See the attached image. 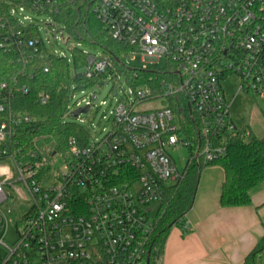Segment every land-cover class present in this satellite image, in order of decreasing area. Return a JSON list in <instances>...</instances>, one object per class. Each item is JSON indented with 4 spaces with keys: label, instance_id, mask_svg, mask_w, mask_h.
Listing matches in <instances>:
<instances>
[{
    "label": "built area",
    "instance_id": "obj_1",
    "mask_svg": "<svg viewBox=\"0 0 264 264\" xmlns=\"http://www.w3.org/2000/svg\"><path fill=\"white\" fill-rule=\"evenodd\" d=\"M69 1L77 2L0 0V50L24 64L44 47L26 11L52 18L45 24L51 34L70 41L65 25L55 19ZM93 12L113 40L129 47L123 68H134L126 77L132 96L116 101L102 138L88 134L83 142L71 136L64 152L48 160L31 153V161L24 162L12 146L29 117L12 110L8 90L0 103V169H7L0 173V212L13 197L26 209L15 241L0 239V264H147L155 215L166 192L186 173V166L183 172L176 169L168 149L188 147L186 165L223 155L219 136L238 130L229 115L234 96L228 98L221 84L227 75H238L237 92L264 100V0H94ZM136 52L164 58L165 66L144 78L139 73L149 70L146 66L128 64ZM86 55L81 74L100 77L101 84H95L100 86L108 72H115L113 60ZM17 90L27 93L28 86ZM94 97L81 101L89 109ZM46 98L43 92L38 96L41 104ZM155 99H171L173 105L135 111L139 103ZM74 107L68 104L65 116L83 106L76 101ZM187 121L198 130L195 140L182 135ZM58 156L63 167L53 171ZM182 228L187 231L188 222Z\"/></svg>",
    "mask_w": 264,
    "mask_h": 264
},
{
    "label": "trees",
    "instance_id": "obj_2",
    "mask_svg": "<svg viewBox=\"0 0 264 264\" xmlns=\"http://www.w3.org/2000/svg\"><path fill=\"white\" fill-rule=\"evenodd\" d=\"M93 4L94 0L69 1L55 19L65 25L70 39L97 49L100 54L113 60L115 71L128 76L134 70L123 68L129 47L110 37L106 28L96 19ZM29 74H32L31 79L28 78ZM139 74L147 78L151 71L143 70ZM13 77L17 84H14ZM99 78L88 79L81 73L72 74L66 58L49 54L42 46L38 47L35 56L24 64L16 63L10 54L0 50V84H7V89L0 88V103L6 100L8 90H11V96L6 102L14 112L29 117V121L19 130L17 143L12 146L16 155L24 162L31 161V153L36 154L37 160H48L51 154L65 151L67 139L71 136L85 142L89 133L74 123L65 122L64 117L72 94L90 89L96 83L101 84ZM22 84L28 86L27 93L17 90ZM41 92L47 95L44 104L38 99ZM166 102L173 105L171 99ZM181 132L189 140L198 137V130L190 121L182 125ZM219 140L224 147L222 156L205 163L197 160L188 162L183 180L166 192L164 201L155 215L154 230L148 238L147 264H156L169 229L184 224L202 168L219 165L223 169L224 179L219 197L222 207L250 204L251 190L264 182V136L259 138L249 130H237L221 134ZM48 168L47 165L42 170ZM263 254L264 234L245 256L243 264H264V260L257 263V259Z\"/></svg>",
    "mask_w": 264,
    "mask_h": 264
},
{
    "label": "rangeland",
    "instance_id": "obj_3",
    "mask_svg": "<svg viewBox=\"0 0 264 264\" xmlns=\"http://www.w3.org/2000/svg\"><path fill=\"white\" fill-rule=\"evenodd\" d=\"M24 13V12H23ZM29 14L37 24L39 36L43 42L44 48L47 53L52 54L54 51L58 54L63 53L70 65L72 74L82 73L86 69L87 54L97 55L99 51L91 46L79 43L71 39L68 42H63L59 36L55 37L50 32V26L45 25L51 23L52 18L47 16H34L27 11L24 13ZM17 17H21L18 15ZM74 43V44H73ZM74 45V47H72ZM130 67L146 66L147 69L157 71L165 66V59L158 60L145 57L144 54L136 52L134 58L128 62ZM129 73V72H128ZM127 75V74H126ZM126 75L121 72L115 71L113 74L109 72L104 76V83L100 86H94L90 89H85L82 92H76L70 99L69 106L74 107L76 101L80 102V106H84L82 99L88 97L92 93L95 97L91 99L93 106H91L86 113L79 114L78 117L68 116L64 117V121L74 123L85 129L92 138L100 139L111 127L108 120L110 111L114 108L116 101L119 99L127 100V95L132 96L129 91L131 90L130 83L126 80ZM118 76V77H117ZM238 75L229 74L222 81V88L228 98L234 96L233 101L229 108V115L235 124L236 128L240 131L249 130L255 137L264 136V100L261 97H255L252 94L239 91L238 89ZM237 92V93H236ZM88 100V98H87ZM102 102H104L102 104ZM167 102L161 99L147 100L139 103L135 107V111H148L161 108ZM168 153L173 159L176 169L183 172L186 163L189 159L190 150L186 146H178L177 148H169ZM63 167V160L60 156L55 158L53 162V171ZM26 205L15 197L10 199L7 204L1 207V221H0V239H3L7 244H12L16 237V229L19 228L17 223L19 217L25 211ZM157 209L154 210V214ZM179 230H183L182 226H176ZM4 250L0 245V253ZM160 256V255H159ZM159 256L156 264H160ZM264 260V254L257 259V263Z\"/></svg>",
    "mask_w": 264,
    "mask_h": 264
},
{
    "label": "crops",
    "instance_id": "obj_4",
    "mask_svg": "<svg viewBox=\"0 0 264 264\" xmlns=\"http://www.w3.org/2000/svg\"><path fill=\"white\" fill-rule=\"evenodd\" d=\"M223 169H201L192 205L185 215L189 229L172 226L160 264H243L264 234V182L250 192V204L222 207Z\"/></svg>",
    "mask_w": 264,
    "mask_h": 264
},
{
    "label": "water",
    "instance_id": "obj_5",
    "mask_svg": "<svg viewBox=\"0 0 264 264\" xmlns=\"http://www.w3.org/2000/svg\"><path fill=\"white\" fill-rule=\"evenodd\" d=\"M88 111V106L85 105L83 107H78L76 109H74L71 113L70 116L72 117H77L79 114L81 113H86Z\"/></svg>",
    "mask_w": 264,
    "mask_h": 264
},
{
    "label": "clouds",
    "instance_id": "obj_6",
    "mask_svg": "<svg viewBox=\"0 0 264 264\" xmlns=\"http://www.w3.org/2000/svg\"><path fill=\"white\" fill-rule=\"evenodd\" d=\"M7 171V169H0V173Z\"/></svg>",
    "mask_w": 264,
    "mask_h": 264
}]
</instances>
